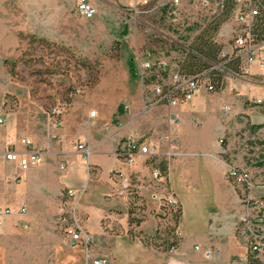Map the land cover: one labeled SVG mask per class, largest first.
Returning <instances> with one entry per match:
<instances>
[{
    "label": "crops",
    "instance_id": "0c3cea01",
    "mask_svg": "<svg viewBox=\"0 0 264 264\" xmlns=\"http://www.w3.org/2000/svg\"><path fill=\"white\" fill-rule=\"evenodd\" d=\"M55 1L59 7L54 13L68 17L69 8L62 5L63 0ZM30 11L23 8L21 16L31 15ZM231 23L225 21L218 34L230 36ZM20 31L35 33L46 40L75 44L81 49L66 31L51 28L40 33L28 27ZM9 33L15 47L18 32ZM219 43L224 52H230L226 39ZM98 47L94 49L97 51ZM261 54L264 55V49ZM168 66L175 67L171 62ZM247 69L244 76H228L221 90L209 91L201 86L190 100L174 107L164 103L148 106L143 88L165 75L151 74L147 77L149 83L145 84L138 75L135 56L126 61L104 53L96 83L58 106L62 109L60 124L55 123V116L48 112L26 117V127H21L17 125V112L1 113L5 125L0 133V152L8 136H24L34 147L43 150V160L20 171L16 163L5 161L0 155V205L12 210V214L1 219L0 239L5 238L2 232L9 229L32 230L42 226L47 233L38 239L56 241L50 220L45 216L36 217L35 210L37 207L44 209L46 202L60 200L66 189L80 190V197L85 175L92 188L96 184L103 186L107 201L106 209L100 211L96 232L93 233L88 222L89 215H84L83 226L93 234L94 241L85 248L63 238L64 243L53 252L56 258L44 264H90L86 251L92 256L107 257V264H233L234 256L246 252L244 243L235 235L240 196L247 192L250 196L264 198V179L260 175L252 179L249 188H237L227 178L231 162L224 157L225 150L220 144V140L237 127L250 131L251 125L264 124V72L257 61L250 63ZM256 99L261 102L255 103ZM92 110L93 115L90 114ZM168 115L175 116V120L169 122ZM128 136L160 141L161 149H165L168 140L176 142L166 170L167 185L180 206L179 241L173 250L155 248L136 235L141 232L144 236H152L159 215L158 202L150 196L153 187L146 180L149 170L143 156H137L135 164L125 169L145 178L146 183L139 186L145 206L143 219L134 225L136 234L133 237L127 233V205L112 194L116 184L111 172L124 169L114 151L119 141ZM78 142H83L88 149L86 160L75 147ZM16 148L22 146L17 144ZM60 164H64L62 170ZM85 206L82 212H87ZM113 209H117L120 216L119 234H109L101 226V219ZM205 252L210 253L206 255ZM0 264H8L3 245H0Z\"/></svg>",
    "mask_w": 264,
    "mask_h": 264
},
{
    "label": "rangeland",
    "instance_id": "374dc122",
    "mask_svg": "<svg viewBox=\"0 0 264 264\" xmlns=\"http://www.w3.org/2000/svg\"><path fill=\"white\" fill-rule=\"evenodd\" d=\"M76 1H62V5L69 8L68 17L64 18L54 13L59 7L55 0H0V114L17 112V125L21 127H26V117L44 115L51 108L69 101L78 92L92 87L98 79L100 60L104 53L120 56L128 61L135 56V48L142 51L148 49L155 56H164L167 62L177 66L183 60L187 48L176 46L173 40H179L188 46L193 37L213 18L194 11L186 0H182L184 14L178 26H164L150 15L143 17L134 27L128 0H91L96 14L86 20L76 12ZM23 8L30 9L31 15L21 16ZM224 22L214 34V40L219 43L226 39L227 44L230 43V36L218 34ZM23 27L40 33L51 28L66 31L81 49L75 44L46 40L35 33L21 32ZM13 30L18 32L15 47L9 39V32ZM95 46H99L97 51ZM4 125L5 123L0 124V133ZM5 133L9 132L5 129ZM11 134L15 135V132ZM220 144L225 150L224 157L230 164L247 170L251 181L256 180L258 175L264 179V128L247 131L244 127H237L223 137ZM84 180L86 182L80 197V190L73 197L74 214L82 226L84 215H89L88 222L94 233L99 227L100 211L106 209L107 201L104 199L102 185L96 184L92 188V183L85 175ZM143 185H146L144 181ZM112 194L126 205L133 206L135 216L144 215L145 206L140 188L137 189V194L127 197H117L114 191ZM61 199L46 202L44 209L37 207L35 210L36 217L45 216L50 220L52 232L57 235L56 241L38 239V236L47 233L42 226L32 230L9 229L6 233L2 232L5 238L0 239V245H3L8 264H44L45 261L56 258L53 256L55 249L64 243L63 238L69 239L59 223L62 214L69 215V206L61 209ZM84 205L88 212L83 211L85 214L81 211ZM119 218L118 210L113 209L101 219V226L109 234H119ZM168 218L158 216L160 239L155 240L157 243L162 242L167 225L173 228V235L179 239V235L175 233L177 226L168 221ZM129 228L134 236L135 226L131 225ZM259 263L264 264V260Z\"/></svg>",
    "mask_w": 264,
    "mask_h": 264
},
{
    "label": "built area",
    "instance_id": "2783aa9c",
    "mask_svg": "<svg viewBox=\"0 0 264 264\" xmlns=\"http://www.w3.org/2000/svg\"><path fill=\"white\" fill-rule=\"evenodd\" d=\"M186 2L194 11L213 17L212 19L228 10L227 19L232 21L230 43H228L231 49L228 53L221 49L219 56L238 59L240 70L239 73H229V76L246 75L247 66L253 61H257L261 71L264 72V55L261 54L264 49V29L257 27L260 18L264 16V0H186ZM128 3L133 13L131 23L134 27L143 17L150 15H153L154 19L164 26L176 27L183 20L182 0H128ZM75 10L85 19H91L96 14V8L90 0H77ZM154 29L165 35L161 30ZM173 43L178 47L187 48L179 40L175 39ZM134 53L138 63V75L142 81L154 73L165 75V78L159 76L157 80L143 88L144 101L148 106L164 103L168 107H174L190 100L201 86L208 88L206 71L188 75L179 71L177 66L169 68L164 56H155L148 49L142 51L135 48ZM212 68L221 69V63L213 64ZM254 102L260 103L261 100L256 99ZM61 112L60 107H53L49 110V113L55 116L54 122L57 124L61 122ZM90 114L93 115L94 111ZM167 119L173 122L175 116L168 115ZM3 121L0 116V124ZM159 142L146 141L132 136L120 140L114 153L122 160L124 169H115L111 175L115 178L116 186L113 190L115 196L122 198L137 194V189L143 184L145 178L138 177L134 172H128L125 169L135 164L137 156H143L149 170L146 180L153 187L150 196L157 200L159 213L164 216L178 207V202L166 182L167 163L174 154L176 142L168 140L165 149H161ZM17 144L22 148L17 149ZM75 147L86 160L88 149L84 143L78 142ZM0 155L3 160L16 163L20 171H26L43 160V150L34 147L32 141L24 136H8ZM161 164H164V170L160 168ZM63 168L64 164H60L59 169ZM227 178L241 188H249L252 185L249 172L233 164L228 165ZM74 194L75 192L71 189H66L63 194L60 207L64 209L69 206V215L62 214L59 223L71 244H82L87 248L93 243L94 237L75 217ZM240 206L235 222V235L244 243L246 252L243 255L234 256L232 262L233 264H254L251 263L252 260H264V198L253 197L243 192L240 196ZM23 211L24 208H21L20 212ZM10 214L12 210L9 207L0 205V222L2 218ZM165 216L169 217V215ZM175 233L179 235L177 230ZM173 249L171 247L169 250ZM209 253L205 252L206 255ZM85 256L90 264H107L108 262L107 257L92 256L87 251Z\"/></svg>",
    "mask_w": 264,
    "mask_h": 264
},
{
    "label": "trees",
    "instance_id": "16d2710c",
    "mask_svg": "<svg viewBox=\"0 0 264 264\" xmlns=\"http://www.w3.org/2000/svg\"><path fill=\"white\" fill-rule=\"evenodd\" d=\"M228 14V10H225L222 14L212 19L198 34H196L193 37L191 43L187 46V51L185 52L183 60L177 64L179 71L188 75H194L202 71H206V76L208 77L206 85L208 86L207 90L209 91L221 90L226 84V78L229 76V73L240 72L238 59L227 56L220 57L219 53L222 49V45L214 40V34L218 30L220 24L228 18ZM257 27L261 30L264 29V16L260 18V23ZM219 62L221 63V69L212 68L213 64ZM129 66L130 68L132 67L131 62H129ZM131 72H133L132 69ZM94 82H96V80ZM143 82L145 84L149 83L147 78H145ZM263 126L264 124H254L249 128L251 131H255L259 128H262ZM160 168L164 170V164H161ZM232 184L237 188L239 187L233 182ZM134 210L135 208L131 205L127 207V223L129 227L131 225H138L143 219V216H135L133 214ZM169 213L170 214L166 213L165 215H169L168 221H171L176 227L180 217L179 204L175 210H172ZM165 215L164 217H166ZM158 216H161V213H159ZM130 229L131 228L127 230V233L129 236L133 237ZM159 232V227L157 226L155 233L152 236H144L141 234V232L136 235L144 243L151 244L153 247L162 249L163 251H168L171 247H177L179 239L173 235L172 227L169 225L165 226V236L164 238H161V243H157L155 241L156 239H160ZM251 263L260 264L258 260H252Z\"/></svg>",
    "mask_w": 264,
    "mask_h": 264
}]
</instances>
